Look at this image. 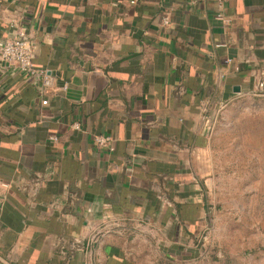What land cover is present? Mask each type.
Listing matches in <instances>:
<instances>
[{
  "label": "crops",
  "instance_id": "obj_1",
  "mask_svg": "<svg viewBox=\"0 0 264 264\" xmlns=\"http://www.w3.org/2000/svg\"><path fill=\"white\" fill-rule=\"evenodd\" d=\"M20 28L50 84L0 58V264H264L194 243L214 119L264 95V0H0Z\"/></svg>",
  "mask_w": 264,
  "mask_h": 264
},
{
  "label": "rangeland",
  "instance_id": "obj_2",
  "mask_svg": "<svg viewBox=\"0 0 264 264\" xmlns=\"http://www.w3.org/2000/svg\"><path fill=\"white\" fill-rule=\"evenodd\" d=\"M211 131L215 187L209 200L215 221L212 231L211 223L198 230L194 243L198 251H259L264 248V95L246 105L231 102ZM159 259L151 252L150 260Z\"/></svg>",
  "mask_w": 264,
  "mask_h": 264
},
{
  "label": "built area",
  "instance_id": "obj_3",
  "mask_svg": "<svg viewBox=\"0 0 264 264\" xmlns=\"http://www.w3.org/2000/svg\"><path fill=\"white\" fill-rule=\"evenodd\" d=\"M225 0H218L219 6L224 5ZM135 3V0H132ZM218 17L224 19L223 14H218ZM162 22L164 25H170L171 14L165 11L162 15ZM15 26V24H14ZM0 58L4 60L10 67L16 69L23 73H28L30 75H41L45 85L50 84V78L47 76V70H39L35 67L34 57H33V46L27 37L25 29H16L11 37H7L0 40ZM228 63H232L233 59H228ZM237 70L240 69L239 66L236 67ZM258 92L264 91V82L258 83ZM48 101L43 100L46 104ZM74 127L79 129L80 125L78 123L74 124ZM51 141H57L58 137L51 135L49 138ZM95 142L98 146L105 148L109 151L115 150L114 140L109 135H96Z\"/></svg>",
  "mask_w": 264,
  "mask_h": 264
},
{
  "label": "water",
  "instance_id": "obj_4",
  "mask_svg": "<svg viewBox=\"0 0 264 264\" xmlns=\"http://www.w3.org/2000/svg\"><path fill=\"white\" fill-rule=\"evenodd\" d=\"M235 90H236V91H239V90H240V88H239V87H236V88H235Z\"/></svg>",
  "mask_w": 264,
  "mask_h": 264
}]
</instances>
